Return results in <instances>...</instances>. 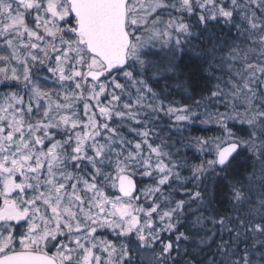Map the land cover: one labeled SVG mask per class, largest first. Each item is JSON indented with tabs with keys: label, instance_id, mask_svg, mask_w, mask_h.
<instances>
[{
	"label": "snow or ice",
	"instance_id": "snow-or-ice-1",
	"mask_svg": "<svg viewBox=\"0 0 264 264\" xmlns=\"http://www.w3.org/2000/svg\"><path fill=\"white\" fill-rule=\"evenodd\" d=\"M0 264H264V0H0Z\"/></svg>",
	"mask_w": 264,
	"mask_h": 264
}]
</instances>
